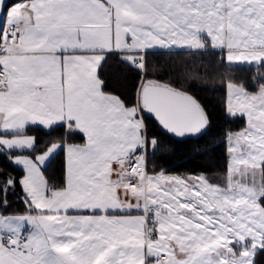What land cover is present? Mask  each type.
Instances as JSON below:
<instances>
[{
  "label": "snow or ice",
  "instance_id": "snow-or-ice-1",
  "mask_svg": "<svg viewBox=\"0 0 264 264\" xmlns=\"http://www.w3.org/2000/svg\"><path fill=\"white\" fill-rule=\"evenodd\" d=\"M0 264H264V0H0Z\"/></svg>",
  "mask_w": 264,
  "mask_h": 264
},
{
  "label": "trees",
  "instance_id": "trees-1",
  "mask_svg": "<svg viewBox=\"0 0 264 264\" xmlns=\"http://www.w3.org/2000/svg\"><path fill=\"white\" fill-rule=\"evenodd\" d=\"M161 65L174 69L175 74L183 76V67L188 57L172 56V57H157L156 58ZM111 63V62H110ZM105 73L110 74L114 79L120 78V73L117 66L111 68L105 67ZM192 78L189 77V83H191ZM199 86H207L208 88L218 87L220 84L219 78L208 77L201 78L196 81ZM177 87L184 86L194 94L207 108L211 118H212V129L203 140L199 141L200 152L194 151L196 147V142L191 144H175L174 142V152H169V159L165 162L166 166L175 167L180 172L185 171H197L204 167H207L208 161L219 162L223 154L222 147L216 148L215 151H208L206 154L203 153L204 147H215L212 144V138H216L217 142L219 137L222 136L223 129L227 126L228 122L225 120L222 111V93L220 92H210L202 90V87H187V85L177 84ZM31 134L37 135L42 139H46V134L44 131L39 129H34ZM5 167H8L6 164ZM61 175V165L59 161L53 162L47 170V176L52 183H55Z\"/></svg>",
  "mask_w": 264,
  "mask_h": 264
},
{
  "label": "crops",
  "instance_id": "crops-1",
  "mask_svg": "<svg viewBox=\"0 0 264 264\" xmlns=\"http://www.w3.org/2000/svg\"><path fill=\"white\" fill-rule=\"evenodd\" d=\"M31 134V133H30Z\"/></svg>",
  "mask_w": 264,
  "mask_h": 264
}]
</instances>
